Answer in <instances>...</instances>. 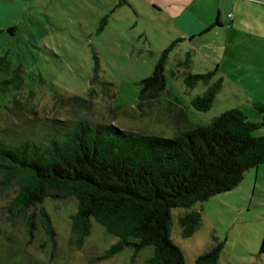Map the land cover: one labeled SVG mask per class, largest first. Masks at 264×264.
Wrapping results in <instances>:
<instances>
[{"label": "rangeland", "instance_id": "1", "mask_svg": "<svg viewBox=\"0 0 264 264\" xmlns=\"http://www.w3.org/2000/svg\"><path fill=\"white\" fill-rule=\"evenodd\" d=\"M193 1L0 0V59L7 57L11 63L8 69L6 60L0 61V88L2 81L13 78L12 70L20 67L15 84L0 90V123H15L34 112L33 117H74L79 108L67 100L88 97L96 69L100 82L115 85L116 96L112 100L104 97L100 85H95L98 92L91 110L80 112L94 121L175 136L231 108L242 110L249 119L261 120L257 104L264 103V0H206L198 9H206L207 20L220 18L223 26L179 41L166 64L165 91L158 99L141 104V80L152 74L162 51L180 35L171 15L186 4L188 11L194 12ZM157 4L162 5V11ZM104 18L107 22L100 30ZM188 52L189 66H180ZM215 69L217 77H223V87L210 110L200 112L191 99L202 94L207 85L191 87L186 74ZM260 171L264 173V164ZM13 193V189L0 192V264H16L12 259L22 247L24 256L32 261L29 264H150L151 246L138 253L125 248L102 258L118 238L95 220L79 248L72 228L77 201L71 196L54 195L42 204L51 217L55 240L43 225L39 207L33 226L27 216L9 221L5 206ZM192 209L202 213V222L191 236L183 237L179 215ZM172 214L171 237L183 250L186 264H196L201 254L219 242L223 248L216 264H264L260 249L264 177L255 183L253 171L233 190L192 208H174Z\"/></svg>", "mask_w": 264, "mask_h": 264}, {"label": "trees", "instance_id": "2", "mask_svg": "<svg viewBox=\"0 0 264 264\" xmlns=\"http://www.w3.org/2000/svg\"><path fill=\"white\" fill-rule=\"evenodd\" d=\"M102 22L100 30L107 19ZM180 40L172 41L162 51L152 74L141 80V104L158 99L165 91L168 57ZM189 56L188 52L187 59L178 64L188 67ZM0 61L10 69L7 57ZM97 71L91 77L88 97L67 100L79 108L74 117H33L37 114L33 111L15 123H0V192L14 190L5 206L11 215L9 221L27 216L33 226L39 207L43 225L55 240L51 217L42 204L54 195L71 196L77 201L72 228L79 248L91 234L95 220L118 238L102 258L125 248L138 253L151 246L150 264H186L183 250L171 237L172 211L192 208L211 196L233 190L247 171L264 163V135L254 134L264 126V103L257 104L262 113L260 121L231 108L175 136L136 132L81 115V110L92 108L98 92L96 84L104 97L112 100L116 96L115 85L100 82ZM12 72V79L2 81L1 91L15 84L20 67ZM217 74V69L186 74L185 80H192L191 87L207 85L202 94L191 99L196 110L207 112L212 107L224 81ZM179 222L182 236L189 237L200 226L202 213L188 210L179 215ZM222 248L219 242L201 254L196 264H216ZM260 249L264 252V239ZM20 250L12 261L31 263L24 256V247Z\"/></svg>", "mask_w": 264, "mask_h": 264}, {"label": "crops", "instance_id": "3", "mask_svg": "<svg viewBox=\"0 0 264 264\" xmlns=\"http://www.w3.org/2000/svg\"><path fill=\"white\" fill-rule=\"evenodd\" d=\"M205 1L206 0H194L193 2H191V4L193 6H195V7L191 8L194 12H189L188 8H187V6H189V4H186L184 6V8L180 9L175 15H171L173 26H175L177 31L180 33L179 37L176 39H181L180 41H182V40L189 39V38L192 39V38L197 37L199 35L203 36L206 33H208L210 30H213L216 27H222L223 26L222 22L220 21V18H217L216 21L215 20H207L204 17L205 16L204 13H205L206 9L205 8L203 10L198 9L205 3ZM157 5H158L160 11H162V7H161L162 5L161 4H157ZM262 37L264 38V34L262 35ZM251 120H253V119H251ZM255 121H260V120H255ZM259 130L261 132L260 135H264V126ZM261 166H262V164H260L256 168H253V169L247 171V172H251V171L254 172L255 183H258V181L264 177V173H262L260 171ZM247 172H246V174H247ZM245 177H246V175H245Z\"/></svg>", "mask_w": 264, "mask_h": 264}]
</instances>
